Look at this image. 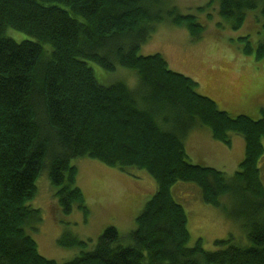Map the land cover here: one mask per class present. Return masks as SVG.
<instances>
[{
	"label": "trees",
	"instance_id": "16d2710c",
	"mask_svg": "<svg viewBox=\"0 0 264 264\" xmlns=\"http://www.w3.org/2000/svg\"><path fill=\"white\" fill-rule=\"evenodd\" d=\"M210 1L233 29L248 12H259L262 56L264 0ZM165 21L194 38L204 30L195 15L161 0H0V264H264V109L257 120L231 116L198 93L193 79L169 69L161 54L140 55ZM8 29L28 38L16 41ZM89 62L108 72L132 70L138 85H102ZM198 126L224 145L232 134L243 138L244 156L231 176L190 162L185 141ZM85 157L145 171L155 191L132 231L108 225L89 248L64 236L59 244L79 254L57 262L41 255L26 231L42 221L30 201L46 173L60 209L87 214L71 164ZM178 182L196 184L205 204L240 221L250 245H236L230 236L215 240V251H206L201 239L188 246L187 214L172 188Z\"/></svg>",
	"mask_w": 264,
	"mask_h": 264
},
{
	"label": "rangeland",
	"instance_id": "374dc122",
	"mask_svg": "<svg viewBox=\"0 0 264 264\" xmlns=\"http://www.w3.org/2000/svg\"><path fill=\"white\" fill-rule=\"evenodd\" d=\"M161 2L165 7L175 6L182 15H195L204 30L198 38H194L186 28L165 21L140 47L139 54H161L169 69L193 79L198 93L211 98L220 110L231 116L246 115L253 120L259 119L264 109V54L259 56L256 51L263 35L259 12H248L242 26L233 29L218 15L216 3L209 6L212 3L210 0ZM199 7L204 9L198 10ZM7 35L16 41L28 38L13 29H8ZM246 36L247 39H240ZM247 45L252 47L251 53L244 52ZM89 66L102 85L123 82L131 89L138 85L136 73L122 66H116L113 72L94 62H89ZM198 129L211 135L207 127L198 126ZM212 140L226 149L231 147V159L223 158L218 162L208 158L198 159L188 151L190 162L219 169L231 176L243 159H240L242 151L244 156L243 138L232 134L229 146ZM71 164L77 168V185L89 209L87 214L84 215L76 207L68 214L63 212L53 197L54 188L46 173L38 178L37 194L30 201L33 208L40 209L42 221L35 225L36 231L30 228L26 231L35 240L39 253L57 262L72 260L79 254L77 248L59 244L58 240L64 236L83 240L89 248L108 225L116 226L120 233L132 231L135 218L155 191L154 179L142 170L129 168L120 171L87 157L73 159ZM259 167L264 184V155ZM172 188L175 201L183 206L187 214L188 246L201 239L206 251H215V240L230 236L236 245H250L240 221L231 219L219 208L205 204L196 184L178 182ZM227 201L225 197L222 202Z\"/></svg>",
	"mask_w": 264,
	"mask_h": 264
},
{
	"label": "crops",
	"instance_id": "0c3cea01",
	"mask_svg": "<svg viewBox=\"0 0 264 264\" xmlns=\"http://www.w3.org/2000/svg\"><path fill=\"white\" fill-rule=\"evenodd\" d=\"M185 146L187 152L189 151V153H191L195 158H208L214 160L215 162H218V160H221L223 158L231 159V156L233 154V152L231 151V147H229V149H226L225 147L217 145L212 140L211 135L208 133V131H199L198 127L194 128L187 136ZM242 158L243 151L240 159Z\"/></svg>",
	"mask_w": 264,
	"mask_h": 264
}]
</instances>
